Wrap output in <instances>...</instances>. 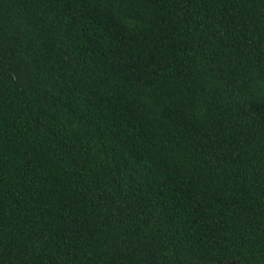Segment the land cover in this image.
<instances>
[{"label": "trees", "instance_id": "1", "mask_svg": "<svg viewBox=\"0 0 264 264\" xmlns=\"http://www.w3.org/2000/svg\"><path fill=\"white\" fill-rule=\"evenodd\" d=\"M0 264H264V0H0Z\"/></svg>", "mask_w": 264, "mask_h": 264}]
</instances>
